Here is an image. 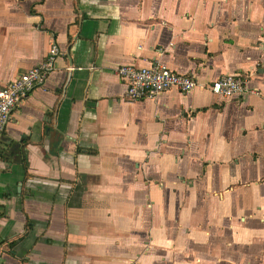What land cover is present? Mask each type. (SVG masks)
I'll use <instances>...</instances> for the list:
<instances>
[{
    "label": "crops",
    "instance_id": "1",
    "mask_svg": "<svg viewBox=\"0 0 264 264\" xmlns=\"http://www.w3.org/2000/svg\"><path fill=\"white\" fill-rule=\"evenodd\" d=\"M51 43L0 136V264H264V0H0V89ZM155 65L196 87L129 100Z\"/></svg>",
    "mask_w": 264,
    "mask_h": 264
},
{
    "label": "built area",
    "instance_id": "2",
    "mask_svg": "<svg viewBox=\"0 0 264 264\" xmlns=\"http://www.w3.org/2000/svg\"><path fill=\"white\" fill-rule=\"evenodd\" d=\"M61 55L58 46L51 43L44 62L0 89V136L7 130L14 112L35 90L46 85L48 77L55 70L56 60ZM117 74L125 83L126 96L131 101L156 98L173 89L186 93L197 85L191 77L176 74L162 65H155L149 69L124 66L117 69ZM246 88V80L223 75L213 81L208 90L216 96L231 99L243 95Z\"/></svg>",
    "mask_w": 264,
    "mask_h": 264
},
{
    "label": "trees",
    "instance_id": "3",
    "mask_svg": "<svg viewBox=\"0 0 264 264\" xmlns=\"http://www.w3.org/2000/svg\"><path fill=\"white\" fill-rule=\"evenodd\" d=\"M28 143H29V141L28 140H23L22 141V147L25 149V147L28 145ZM23 166H24V169H25V171L27 170V161H26V159H25V156H24V158H23ZM26 177H28V174H26ZM27 228H28V225H27Z\"/></svg>",
    "mask_w": 264,
    "mask_h": 264
}]
</instances>
